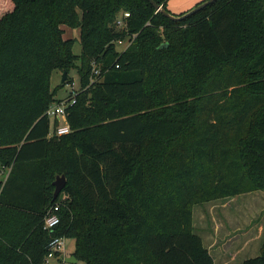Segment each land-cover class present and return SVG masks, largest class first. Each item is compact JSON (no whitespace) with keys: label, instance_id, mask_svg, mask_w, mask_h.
Segmentation results:
<instances>
[{"label":"trees","instance_id":"trees-1","mask_svg":"<svg viewBox=\"0 0 264 264\" xmlns=\"http://www.w3.org/2000/svg\"><path fill=\"white\" fill-rule=\"evenodd\" d=\"M155 1L181 16L207 0L179 14ZM5 8L0 264H46L56 237L73 238L68 254L84 264H215L194 206L264 191V0H216L182 19L149 0ZM122 11L128 24L117 28ZM65 26L80 28V54ZM93 61L103 79L90 84ZM73 68L81 88L67 108L71 131L50 136L46 111L62 101L52 73ZM57 205L51 232L44 220ZM241 264H264V240Z\"/></svg>","mask_w":264,"mask_h":264},{"label":"rangeland","instance_id":"rangeland-1","mask_svg":"<svg viewBox=\"0 0 264 264\" xmlns=\"http://www.w3.org/2000/svg\"><path fill=\"white\" fill-rule=\"evenodd\" d=\"M8 0H0V12L7 7ZM65 36L74 38L73 50L80 54V28L65 26ZM126 46L118 43L120 50ZM72 82L62 83L63 72L55 70L51 77L52 89L59 86L57 99H65L72 91L81 88L79 74L73 68L67 75ZM64 122V121H63ZM193 225L201 234L204 243L211 247L215 255V264L228 261L240 264L242 260L256 252L264 240V191L255 190L233 197L220 198L198 203L194 206ZM75 248L73 238L65 240V253H72ZM51 260L48 264H59ZM47 264V263H46Z\"/></svg>","mask_w":264,"mask_h":264},{"label":"built area","instance_id":"built-area-1","mask_svg":"<svg viewBox=\"0 0 264 264\" xmlns=\"http://www.w3.org/2000/svg\"><path fill=\"white\" fill-rule=\"evenodd\" d=\"M129 16V11L120 12L115 20V26L117 28L127 27V19ZM120 43H124L125 45L127 44L124 41ZM92 65L93 67L90 84H94L97 81L103 79L102 70L100 66H98L95 61H93ZM79 90L72 91L71 97L67 96V98L63 99L61 102H56L52 104L46 111V115L51 120L50 136H52L53 134L63 135L71 131V127L67 121V108L68 106L76 102V95ZM56 121H58V123H56ZM58 209V205L51 208L45 216L44 228L50 230L51 232L60 223V216L56 212ZM65 240V237H56L50 242V250L46 256V263L48 264L51 260H60L59 264H84L80 261H77L76 263L67 262V258L70 257V255L65 253Z\"/></svg>","mask_w":264,"mask_h":264},{"label":"water","instance_id":"water-1","mask_svg":"<svg viewBox=\"0 0 264 264\" xmlns=\"http://www.w3.org/2000/svg\"><path fill=\"white\" fill-rule=\"evenodd\" d=\"M154 7L156 8L157 11L164 13L166 16L172 18V19H182L187 17L188 15H191L201 9H203L204 7H206L207 5L213 3L216 0H207L201 4H199L198 6H196L195 8H193L192 10H190L189 12L181 15V16H176L171 14L170 12H168L167 10L164 9L163 5L159 4L158 2H156L155 0H149ZM68 73L65 71L63 72V78H62V83L65 82L66 78H67ZM54 186H55V191H54V199L58 198V196L60 195V193L64 190V188L66 187L67 184V178L66 175H58L57 178L55 179V181L53 182ZM78 261L77 257L72 255L70 257L67 258V262L69 263H76Z\"/></svg>","mask_w":264,"mask_h":264},{"label":"crops","instance_id":"crops-1","mask_svg":"<svg viewBox=\"0 0 264 264\" xmlns=\"http://www.w3.org/2000/svg\"><path fill=\"white\" fill-rule=\"evenodd\" d=\"M201 1H203V0H168L167 4H168V8L171 10V12L179 14L181 12L188 11V10L192 9L197 3L201 2ZM9 172H10V168H2L0 166V184H1V188H2V184H4V182L6 181ZM205 245L209 248L210 252L212 253V255L214 256V259H215V255L212 252L211 247L208 246L207 244H205ZM260 249H261V247H260ZM259 253H260V251L256 252V254L255 253L252 254L251 256H256ZM251 256L248 255L244 259H246L248 257H251ZM222 263H229V262L228 261H224Z\"/></svg>","mask_w":264,"mask_h":264}]
</instances>
